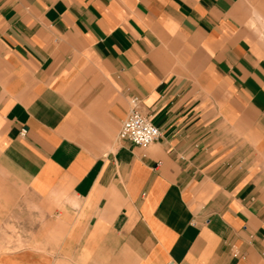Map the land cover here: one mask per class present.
I'll return each mask as SVG.
<instances>
[{
    "label": "crops",
    "instance_id": "1",
    "mask_svg": "<svg viewBox=\"0 0 264 264\" xmlns=\"http://www.w3.org/2000/svg\"><path fill=\"white\" fill-rule=\"evenodd\" d=\"M0 264H264V0H0Z\"/></svg>",
    "mask_w": 264,
    "mask_h": 264
},
{
    "label": "built area",
    "instance_id": "2",
    "mask_svg": "<svg viewBox=\"0 0 264 264\" xmlns=\"http://www.w3.org/2000/svg\"><path fill=\"white\" fill-rule=\"evenodd\" d=\"M118 135L135 145L147 147L160 137L161 130L152 123L149 116L140 111L138 100L134 97L131 99L129 114L121 123Z\"/></svg>",
    "mask_w": 264,
    "mask_h": 264
}]
</instances>
